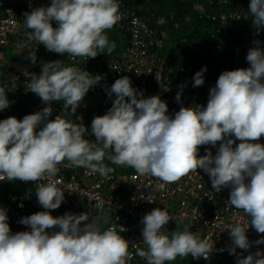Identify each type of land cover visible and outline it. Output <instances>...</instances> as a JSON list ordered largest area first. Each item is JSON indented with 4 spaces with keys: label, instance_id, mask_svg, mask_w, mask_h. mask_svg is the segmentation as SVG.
<instances>
[{
    "label": "clouds",
    "instance_id": "obj_1",
    "mask_svg": "<svg viewBox=\"0 0 264 264\" xmlns=\"http://www.w3.org/2000/svg\"><path fill=\"white\" fill-rule=\"evenodd\" d=\"M249 12L254 25L264 29V0H250ZM25 17L24 26L32 30L30 40L73 58H95L105 50L110 56L116 44L104 33L123 18L118 0H51L50 6L35 8ZM52 21L58 26L53 27ZM157 23L163 25L165 20ZM30 59L36 62L34 51ZM246 60L250 67L220 74L206 107H181L174 118L167 114L168 105L159 95L144 98L129 77L117 79L109 92L116 97L111 108L91 122L94 143L85 139L88 129L82 123L61 115L54 120L48 117L53 101H63L64 108L74 114L101 77L64 67L62 61L44 64L39 76L26 75L31 76L30 91L46 106L23 119L13 116L0 121V180H45L55 176L65 160L69 167L107 176L113 171L104 163L109 149L114 153L107 155L112 164L130 166L139 175L150 174L166 184L202 169L215 192L230 187L228 202L250 217V223H236L228 229L230 254L236 248L247 251L248 228L264 234V144L256 142L264 137V49L250 48ZM206 71L205 67L195 73L193 87L204 84ZM156 79L163 81L158 74ZM181 94L177 93L178 101ZM9 106L7 92L0 87V110ZM218 142L215 156L210 150L199 155L200 146L215 147ZM57 183L38 187V203L49 211L23 217L20 223L29 231L13 234L7 210L0 208V264H127L132 257L129 241L120 234L125 231L122 226L119 232L115 225L102 229L100 218L89 220L86 212L51 214L64 200ZM173 218L165 208L145 214L141 223L146 249L137 246L135 254L145 264H166L189 255L209 259L214 242L202 240L189 227L172 232L171 237L164 234L163 226ZM57 226L59 231L49 233ZM255 243H264V237ZM238 264H264V253L238 258Z\"/></svg>",
    "mask_w": 264,
    "mask_h": 264
},
{
    "label": "built area",
    "instance_id": "obj_2",
    "mask_svg": "<svg viewBox=\"0 0 264 264\" xmlns=\"http://www.w3.org/2000/svg\"><path fill=\"white\" fill-rule=\"evenodd\" d=\"M118 3L123 16L114 26L117 34L122 36L123 44L118 42L119 51L107 58H73L48 51L44 45L30 40L29 31L32 30L24 26L25 13L50 6L51 0H0V55L3 51L12 55L11 59L0 60V87L5 88L10 101L7 109L0 110V121L13 116L23 119L25 115L42 110L46 105L30 91L31 76L26 73L39 76L44 64L62 61L64 67L99 75L101 80L89 89L74 114L70 108H64L63 101L51 102L52 114L48 119L54 120L61 115L66 120L82 123L88 129L85 139L94 143L96 137L91 133V122L94 117L106 114L112 106L116 97L115 94L109 96V92L117 79L129 77L132 87L143 92L144 98L159 95L168 105L167 114L174 118L181 107H206L210 89L220 74L250 67L246 60L249 49L256 46L264 49V29L252 21L250 0H205L197 10L194 6L203 25L193 35L178 39H172L161 29L162 25L157 23L161 15H154L151 22H147L132 0H118ZM186 19L189 20L190 16ZM52 25L58 26L55 21ZM30 51L35 52V63L30 59ZM205 67L204 84L193 87L195 73ZM157 74L162 82L157 81ZM165 87L168 91L164 90ZM178 92L182 93L179 101L176 99ZM42 127L43 124L37 131ZM256 142L264 144V137ZM239 143L237 140L236 144ZM219 144L200 146L199 155L204 156L210 150L215 156ZM110 154H114L111 149L106 151V155ZM104 163L107 164V158ZM68 164L65 160L58 165L55 176L38 182L0 180V208L7 210L13 234L30 230L20 223L23 217L49 211L38 203L35 194L40 185L57 181V187L64 191V200L58 209L50 210L51 214L60 217L65 213L86 212L89 220L100 218L102 229L115 225L119 232L122 226L125 231L120 234L129 241L132 257L127 264H145L135 253L137 246L146 249L141 220L155 208H165L174 217L163 226L165 235L171 237L172 232L187 226L202 240L210 244L214 242L207 260L203 257L194 259L191 255L178 256L166 264H238V258L257 251L264 253V243H255L264 234L249 227L246 236L250 248L247 251L236 248L235 254H230L232 239L228 229L236 223H250V217L230 205V187L215 192L208 174L202 169L166 184L150 174L139 175L135 169L119 171L128 166L119 168L116 165L107 176H101ZM48 231H59V228Z\"/></svg>",
    "mask_w": 264,
    "mask_h": 264
},
{
    "label": "trees",
    "instance_id": "obj_3",
    "mask_svg": "<svg viewBox=\"0 0 264 264\" xmlns=\"http://www.w3.org/2000/svg\"><path fill=\"white\" fill-rule=\"evenodd\" d=\"M133 4L136 5V10L140 16L147 22H151L150 19L154 15H161L165 20V23L162 25L161 29L166 31L172 39H178L183 36L193 35L200 26L203 25V22L198 20L194 6L196 3H199L201 0H132ZM171 12L173 13L172 15ZM190 16V19L187 20L186 17ZM107 35L109 42L112 40L117 41V30L113 27L110 30H106L104 33ZM118 42V41H117ZM116 42V47L114 51H119L118 44ZM112 52L111 55L115 52ZM107 50L104 53L98 54L96 57L107 58L109 55L106 54ZM110 55V56H111ZM11 56L8 52L3 51L0 55V60H5V57L11 59ZM111 108V107H110ZM109 108L107 109V111ZM105 115V114H102ZM100 115V116H102ZM108 151V150H106ZM107 158V155H106ZM105 158V159H106ZM108 167H115L117 164H112L111 161L107 159ZM119 168H125L124 166L118 165ZM129 170H134V168L128 166L127 169H119V171L128 172Z\"/></svg>",
    "mask_w": 264,
    "mask_h": 264
},
{
    "label": "rangeland",
    "instance_id": "obj_4",
    "mask_svg": "<svg viewBox=\"0 0 264 264\" xmlns=\"http://www.w3.org/2000/svg\"><path fill=\"white\" fill-rule=\"evenodd\" d=\"M204 3H205V0H201L199 3H196L195 4V10H197L196 8H198V7H202V4H204ZM121 38H122V36L118 35L117 36V41L123 44V41H122ZM111 42H115V40H113V41L111 40L110 43ZM115 44H116V42H115ZM114 52H116V51H114Z\"/></svg>",
    "mask_w": 264,
    "mask_h": 264
},
{
    "label": "crops",
    "instance_id": "obj_5",
    "mask_svg": "<svg viewBox=\"0 0 264 264\" xmlns=\"http://www.w3.org/2000/svg\"><path fill=\"white\" fill-rule=\"evenodd\" d=\"M115 42H117V41H115ZM117 44L120 45V43H118V42H117ZM0 63H1V62H0Z\"/></svg>",
    "mask_w": 264,
    "mask_h": 264
}]
</instances>
